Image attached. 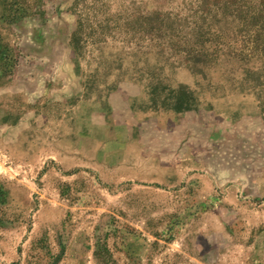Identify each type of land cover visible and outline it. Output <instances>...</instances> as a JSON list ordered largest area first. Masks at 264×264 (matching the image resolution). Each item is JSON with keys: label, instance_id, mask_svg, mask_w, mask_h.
<instances>
[{"label": "rangeland", "instance_id": "1", "mask_svg": "<svg viewBox=\"0 0 264 264\" xmlns=\"http://www.w3.org/2000/svg\"><path fill=\"white\" fill-rule=\"evenodd\" d=\"M0 264H264V0H0Z\"/></svg>", "mask_w": 264, "mask_h": 264}]
</instances>
